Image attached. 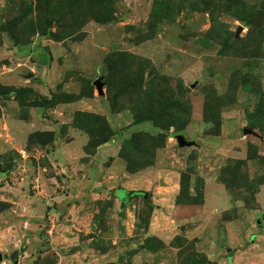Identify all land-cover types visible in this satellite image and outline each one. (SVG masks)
Returning <instances> with one entry per match:
<instances>
[{"label":"rangeland","instance_id":"1","mask_svg":"<svg viewBox=\"0 0 264 264\" xmlns=\"http://www.w3.org/2000/svg\"><path fill=\"white\" fill-rule=\"evenodd\" d=\"M0 264H264V0H0Z\"/></svg>","mask_w":264,"mask_h":264},{"label":"trees","instance_id":"2","mask_svg":"<svg viewBox=\"0 0 264 264\" xmlns=\"http://www.w3.org/2000/svg\"><path fill=\"white\" fill-rule=\"evenodd\" d=\"M174 136L178 139V142H179L180 144H182L183 141H185V139H184V137H183V135H182V132H176V133L174 134ZM123 190L125 191V196H124V197H119V196L117 195V198L120 199V201H121L123 204L127 203L128 198H129L131 195H134V194H136V193H142V192H140V191H138V190L127 191L125 188H124ZM116 192H117V191H116ZM144 194H146V193H144ZM147 195H148V194H147Z\"/></svg>","mask_w":264,"mask_h":264},{"label":"water","instance_id":"3","mask_svg":"<svg viewBox=\"0 0 264 264\" xmlns=\"http://www.w3.org/2000/svg\"><path fill=\"white\" fill-rule=\"evenodd\" d=\"M96 84H97V86H98L99 93H100V94H103V90H102V88H103V84H102L100 81H97ZM183 144H184V141H183L182 145H183Z\"/></svg>","mask_w":264,"mask_h":264}]
</instances>
